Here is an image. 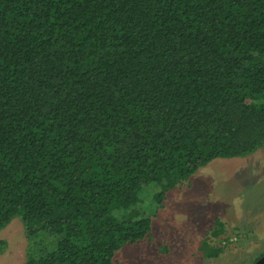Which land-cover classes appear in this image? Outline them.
<instances>
[{
    "label": "trees",
    "instance_id": "trees-1",
    "mask_svg": "<svg viewBox=\"0 0 264 264\" xmlns=\"http://www.w3.org/2000/svg\"><path fill=\"white\" fill-rule=\"evenodd\" d=\"M261 149L264 0H0V231L23 221L24 264H119L170 191Z\"/></svg>",
    "mask_w": 264,
    "mask_h": 264
},
{
    "label": "rangeland",
    "instance_id": "rangeland-1",
    "mask_svg": "<svg viewBox=\"0 0 264 264\" xmlns=\"http://www.w3.org/2000/svg\"><path fill=\"white\" fill-rule=\"evenodd\" d=\"M224 233L211 235L215 220ZM150 238L116 252L119 264H254L264 256V149L215 159L170 191L152 217ZM0 264H24L30 241L20 218L0 231ZM222 247L204 256L203 242Z\"/></svg>",
    "mask_w": 264,
    "mask_h": 264
},
{
    "label": "water",
    "instance_id": "water-1",
    "mask_svg": "<svg viewBox=\"0 0 264 264\" xmlns=\"http://www.w3.org/2000/svg\"><path fill=\"white\" fill-rule=\"evenodd\" d=\"M254 264H264V256L257 260Z\"/></svg>",
    "mask_w": 264,
    "mask_h": 264
}]
</instances>
